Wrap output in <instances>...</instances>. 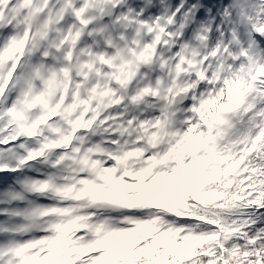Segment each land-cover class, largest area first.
Instances as JSON below:
<instances>
[{"label":"clouds","instance_id":"obj_1","mask_svg":"<svg viewBox=\"0 0 264 264\" xmlns=\"http://www.w3.org/2000/svg\"><path fill=\"white\" fill-rule=\"evenodd\" d=\"M0 264H264V0H0Z\"/></svg>","mask_w":264,"mask_h":264}]
</instances>
